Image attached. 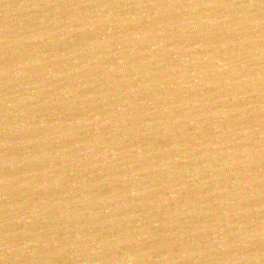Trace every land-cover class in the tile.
<instances>
[{"label": "water", "instance_id": "water-1", "mask_svg": "<svg viewBox=\"0 0 264 264\" xmlns=\"http://www.w3.org/2000/svg\"><path fill=\"white\" fill-rule=\"evenodd\" d=\"M0 264H264V0H0Z\"/></svg>", "mask_w": 264, "mask_h": 264}]
</instances>
